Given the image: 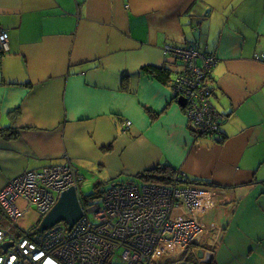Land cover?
<instances>
[{
	"label": "crops",
	"instance_id": "1",
	"mask_svg": "<svg viewBox=\"0 0 264 264\" xmlns=\"http://www.w3.org/2000/svg\"><path fill=\"white\" fill-rule=\"evenodd\" d=\"M2 30L0 190L67 161L115 180L168 163L227 219L189 263L264 264V0H0ZM190 44L215 59L219 141L192 134L171 86L183 66L165 47Z\"/></svg>",
	"mask_w": 264,
	"mask_h": 264
},
{
	"label": "built area",
	"instance_id": "2",
	"mask_svg": "<svg viewBox=\"0 0 264 264\" xmlns=\"http://www.w3.org/2000/svg\"><path fill=\"white\" fill-rule=\"evenodd\" d=\"M8 47L2 30L0 49ZM165 51L183 66L171 86L185 100L192 134L219 141L224 115L211 102L208 81L215 59L202 56L199 64L196 44L170 45ZM130 126L125 120L124 131ZM81 179L69 161L29 169L0 190V205L13 222L31 206L44 215L63 190L74 186L77 191ZM216 203L212 186L181 171L166 184L114 182L100 202L80 201L82 215L71 227L59 222L17 236L13 225H0V264H179L202 234L221 232L227 219L215 211Z\"/></svg>",
	"mask_w": 264,
	"mask_h": 264
},
{
	"label": "rangeland",
	"instance_id": "3",
	"mask_svg": "<svg viewBox=\"0 0 264 264\" xmlns=\"http://www.w3.org/2000/svg\"><path fill=\"white\" fill-rule=\"evenodd\" d=\"M55 164H59V163H55ZM82 174H83V178L78 182L77 185L78 194L86 196L88 194L90 195L92 192L94 193L97 192L96 195L97 197L92 199L91 201L100 202L101 191H103L104 189L106 190L110 186V184L112 183L110 182L111 179L107 177L106 173H102V171H99L98 169H95V172H91L89 169H83ZM121 177H127V176L123 175ZM126 180L124 179L118 180L116 178V180H113V182H120V181L125 182ZM129 182L136 183L139 185L148 183V181H146L144 178L134 177V175L132 179L129 180ZM95 184L99 186L94 188ZM17 205L21 207L22 201L18 200ZM0 214L2 216L0 220V225H4V226L13 225L11 227V231L14 232L17 236H22L25 235L26 233L33 232L36 225L39 223L40 219L43 216L42 213L39 212L35 206H31L30 208H28V210L24 212V214L20 216L15 222H13L7 217L4 207L1 205H0ZM187 258L188 256L186 257V259ZM190 263L196 264L193 261H190Z\"/></svg>",
	"mask_w": 264,
	"mask_h": 264
},
{
	"label": "trees",
	"instance_id": "4",
	"mask_svg": "<svg viewBox=\"0 0 264 264\" xmlns=\"http://www.w3.org/2000/svg\"><path fill=\"white\" fill-rule=\"evenodd\" d=\"M144 69L147 70L150 74H152L156 79H158L162 82H166L170 78V71L165 69V68H161V67L151 65V66H145ZM151 116H152V118H154L155 115L151 114ZM220 129H221V125H220ZM176 171L177 170L172 168L168 163H161V164H158L151 169H148L146 171H143L142 173L134 175V177L144 178L146 181H148V183L164 184V183H167L173 179ZM132 177L133 176H128V178L125 182H129V180L132 179ZM113 180H115V178L114 179L111 178L110 182H112V183L110 185H112L114 183ZM97 186H99V185L95 184L94 188H96ZM103 191H105V189ZM103 191H101V193ZM77 194H78V192H77ZM96 195H97V192L96 193L92 192L90 195L88 194L86 196L78 194V197H79L81 203L83 205H86L88 203H91L92 202L91 200L97 197ZM187 256H188V258L186 259ZM191 257H192V253L190 251H188L182 260L184 263H189L188 260H190ZM189 264H191V263H189ZM207 264H215V262L213 259H210Z\"/></svg>",
	"mask_w": 264,
	"mask_h": 264
},
{
	"label": "water",
	"instance_id": "5",
	"mask_svg": "<svg viewBox=\"0 0 264 264\" xmlns=\"http://www.w3.org/2000/svg\"><path fill=\"white\" fill-rule=\"evenodd\" d=\"M184 102L181 101V104ZM82 215L80 200L74 186L63 190L53 207L42 216L36 226V230H45L59 222H65L71 227ZM9 246L5 244L4 247ZM187 264V263H179Z\"/></svg>",
	"mask_w": 264,
	"mask_h": 264
}]
</instances>
